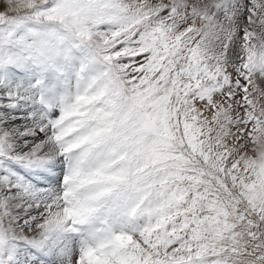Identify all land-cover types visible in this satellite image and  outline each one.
Instances as JSON below:
<instances>
[{
	"label": "snow or ice",
	"instance_id": "1",
	"mask_svg": "<svg viewBox=\"0 0 264 264\" xmlns=\"http://www.w3.org/2000/svg\"><path fill=\"white\" fill-rule=\"evenodd\" d=\"M0 264H264V0H0Z\"/></svg>",
	"mask_w": 264,
	"mask_h": 264
}]
</instances>
